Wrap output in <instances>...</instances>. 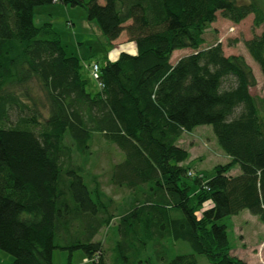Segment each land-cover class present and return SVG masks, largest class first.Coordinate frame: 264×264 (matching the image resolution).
<instances>
[{
  "label": "trees",
  "instance_id": "1",
  "mask_svg": "<svg viewBox=\"0 0 264 264\" xmlns=\"http://www.w3.org/2000/svg\"><path fill=\"white\" fill-rule=\"evenodd\" d=\"M56 2L84 6L109 41L125 33L137 54L99 66L103 87L92 94L52 25L33 22L34 8L53 0H0V250L11 264H52L55 249L103 264L95 237L117 216L87 170L100 135L123 156L109 182L131 199L117 217L112 264H159L149 252L163 264H197L196 255L246 264L230 254L218 222L248 211L264 223V117L245 59L225 56L220 43L202 46L217 13L233 24L252 15L262 26L264 0ZM244 46L264 78V32ZM178 50L192 53L172 65ZM204 125L229 158L208 179L189 175V154L178 146ZM234 166L240 174L231 176ZM177 241L193 254L168 258Z\"/></svg>",
  "mask_w": 264,
  "mask_h": 264
},
{
  "label": "rangeland",
  "instance_id": "2",
  "mask_svg": "<svg viewBox=\"0 0 264 264\" xmlns=\"http://www.w3.org/2000/svg\"><path fill=\"white\" fill-rule=\"evenodd\" d=\"M89 1L84 0V4ZM239 1L245 2L246 0ZM51 5L54 4L35 7V11L45 6L51 10V21L54 23V28L58 32L57 34L61 36L66 56H73L74 54L85 65L92 63H97L99 66L103 65L106 62L105 54L107 50L104 43H109L110 41L102 34L95 20H88L85 7L65 8L60 3H57V6L53 8L54 6ZM49 6L52 8H49ZM69 14L73 18L70 19L73 25L69 24V17H67ZM36 19L34 20L36 26H41L45 22L37 21ZM252 21L253 16L249 15L239 24H233L221 18L220 14L217 13L216 21L209 26L204 34L205 43L202 48L220 43L225 56L240 55L245 59L256 80V85L251 87L249 92L258 104L260 116L264 117V78L258 65L251 59L244 46L245 41L264 32V24L259 28H255ZM118 41L120 40L115 42ZM180 51L181 55L179 57L192 53L190 50ZM177 58L176 55H173L172 62ZM82 75L88 81L87 89L90 93L94 94L100 91L97 80L91 76L89 70L84 65H82ZM178 146L189 154V159L184 162V166L197 171L200 175L203 174L207 179L213 175V168L215 166L224 165L229 162L226 154L218 146L211 126L208 125L198 126L191 132H185L181 138V144ZM91 151L92 154L87 170L89 173L99 176L103 191L113 201L111 209H115V215L118 217L127 210L131 202V199H129L130 194L124 188L114 187L109 182V179L112 166L120 163L123 160V156L114 145L108 143L100 135L94 136ZM232 170L231 172H233ZM195 190L196 187L193 186L192 191L194 192ZM210 207L211 203H206L201 211L196 212V215L200 217L201 212ZM176 215L179 216L180 213L177 212ZM117 217L112 221L109 228L102 229L95 237L96 241L101 242L103 264H112V259L114 258L113 249L118 239L115 227L118 223ZM232 222L231 217H225L218 224L226 226L227 239L230 247L233 249L238 240L234 235ZM168 243L166 242V244ZM258 251V258H260L262 256L261 248ZM189 254H193L189 244L184 241H177L171 246L168 258ZM149 256H152L153 262L163 264L162 261L157 262L151 252H149ZM85 260L86 256L81 250H75L71 254L60 249H55L52 252V264H92L91 261L86 262ZM196 260L197 264H210L202 255H196ZM12 262V256L0 250V264H11Z\"/></svg>",
  "mask_w": 264,
  "mask_h": 264
},
{
  "label": "crops",
  "instance_id": "3",
  "mask_svg": "<svg viewBox=\"0 0 264 264\" xmlns=\"http://www.w3.org/2000/svg\"><path fill=\"white\" fill-rule=\"evenodd\" d=\"M96 1L99 4L104 3V0L101 1L96 0ZM57 3L60 2H54L52 3L54 5L51 6H54L53 8H55L57 6ZM60 4L63 5L65 8L70 7L62 3ZM51 6H49V8H52ZM36 8H34L33 10V22L36 19V15H37V19H36L37 21H45L43 22V24L49 23L52 25L53 29L55 30L54 23L51 21V17H52L51 10L47 9L48 8L47 6H45L44 8H39L37 9V11H35ZM70 8H74V7H70ZM67 17H69V24L73 25V22L70 20L73 19L72 16L69 14V16ZM55 32L58 33L56 30ZM58 35L62 45L61 36L60 34ZM117 40L120 41L115 42ZM104 46L106 47L105 49H107L105 54V61H109V62L116 61L121 53H126L131 56H135L137 54L136 45L133 42L128 41L126 35H123V33L120 34V36L116 40L110 41L109 43H104ZM180 52H181L180 50L174 51L172 57L173 55H176V58L179 57L181 55ZM74 57L78 58L77 56ZM180 58L182 57L177 58L173 62L171 58V64L174 65L177 62V60H179ZM181 138L178 141V145L181 144ZM227 160L229 161L228 157ZM232 169L233 172L230 171L229 175L236 176L240 174L239 168L237 166H234ZM231 219L233 221L232 227L235 233L234 235L235 237H237L238 242L233 249L231 248L230 254L232 256H235L243 260L246 264H264V223L260 222L257 217L251 215L248 211H242L238 215L231 217ZM260 248H261L262 256L258 258V252H259L258 250Z\"/></svg>",
  "mask_w": 264,
  "mask_h": 264
},
{
  "label": "built area",
  "instance_id": "4",
  "mask_svg": "<svg viewBox=\"0 0 264 264\" xmlns=\"http://www.w3.org/2000/svg\"><path fill=\"white\" fill-rule=\"evenodd\" d=\"M53 1H55V0H53ZM98 66L97 65H92L91 66V68H90V74H91V76L95 79V80H97L98 81V78H99V72H98ZM98 85H99V87L100 88H102L103 87V85L100 83V82H98ZM96 260V259H95Z\"/></svg>",
  "mask_w": 264,
  "mask_h": 264
}]
</instances>
